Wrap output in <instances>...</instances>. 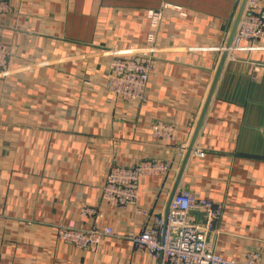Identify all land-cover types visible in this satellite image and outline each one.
Instances as JSON below:
<instances>
[{"label": "crops", "instance_id": "1", "mask_svg": "<svg viewBox=\"0 0 264 264\" xmlns=\"http://www.w3.org/2000/svg\"><path fill=\"white\" fill-rule=\"evenodd\" d=\"M240 2L10 0L0 15L13 69L0 77V264H161L124 235L165 217L186 153L179 145L190 143ZM163 3L185 15L167 9L153 28L147 11ZM150 33L158 50L145 99L113 95L110 51L146 47ZM155 121L175 123L176 138L154 137ZM194 146L203 155L190 153L177 190L223 205L211 248L237 260L257 251L264 264V49L227 57ZM144 159L171 168L142 176L136 203L102 198L113 164ZM84 207L101 216H83ZM62 224L111 226L116 235L92 251L59 239Z\"/></svg>", "mask_w": 264, "mask_h": 264}, {"label": "built area", "instance_id": "2", "mask_svg": "<svg viewBox=\"0 0 264 264\" xmlns=\"http://www.w3.org/2000/svg\"><path fill=\"white\" fill-rule=\"evenodd\" d=\"M167 9L185 15L179 5L163 3L159 9H149L148 19L157 27ZM11 10L10 0H0V15ZM264 0H247L230 46L221 45L217 50L227 51L228 56L238 50L264 49ZM148 46L132 52L110 51L113 59L106 78V87L115 96L125 100H144L145 90L153 66V55L158 48L153 45L154 33L147 38ZM140 57H145L141 59ZM10 49L0 37V77L13 72L9 63ZM157 139L173 141L178 133L175 123L155 121L151 126ZM187 144L179 145L182 155ZM203 151L193 147L191 156H202ZM171 168L167 160L144 159L134 165L113 164L102 186V198L109 204L124 207L136 203L139 197L138 182L144 175L165 174ZM223 205L190 190H177L170 202L166 217L155 216L153 224L139 232L124 235L135 248L147 249L154 257H161V264H258L261 254L250 251L243 260L226 258L211 248L210 235L216 231L215 221L221 216ZM199 211L203 220L193 219L192 212ZM137 212H147L137 207ZM83 216L101 213L94 207L81 209ZM116 235L111 226L77 227L73 224L57 226V236L63 241L96 251L103 237Z\"/></svg>", "mask_w": 264, "mask_h": 264}, {"label": "water", "instance_id": "3", "mask_svg": "<svg viewBox=\"0 0 264 264\" xmlns=\"http://www.w3.org/2000/svg\"><path fill=\"white\" fill-rule=\"evenodd\" d=\"M246 2L247 0H241L240 4H239V8H238V11H237V14L235 16V20H234V23H233V26H232V29H231V32H230V35H229V38H228V41L226 43L227 46H230L231 45V42H232V39H233V36L235 34V31H236V28H237V25H238V22L240 20V17L244 11V8H245V5H246ZM228 57V52L227 51H224L223 54H222V57H221V60H220V63L218 65V69L216 71V74H215V77L213 79V82H212V85L210 87V90H209V93H208V96L206 98V101H205V104H204V107L202 109V112L200 114V117L198 119V122L196 124V127L194 129V132H193V135L191 137V140H190V143L187 147V150H186V153L184 155V158H183V162H182V165L179 169V172H178V175H177V179H176V183L171 191V194H170V197H169V201H168V205H167V211L165 213V217L167 215V212H168V208L170 206V202L172 200V197L174 195V193L176 192L177 188H178V184H179V181H180V178L182 176V173L184 171V168L187 164V161L189 159V156H190V153H191V150L193 149L194 147V143L196 141V137L198 135V132L200 130V127L202 125V122H203V119H204V116L206 114V111L208 109V106H209V103H210V100L212 98V95L215 91V88H216V85H217V82H218V79H219V76H220V73H221V70L223 68V65L226 61Z\"/></svg>", "mask_w": 264, "mask_h": 264}, {"label": "rangeland", "instance_id": "4", "mask_svg": "<svg viewBox=\"0 0 264 264\" xmlns=\"http://www.w3.org/2000/svg\"><path fill=\"white\" fill-rule=\"evenodd\" d=\"M74 225V224H73Z\"/></svg>", "mask_w": 264, "mask_h": 264}]
</instances>
